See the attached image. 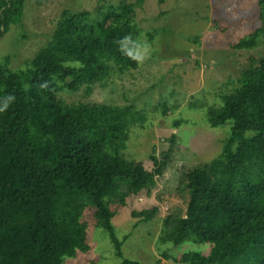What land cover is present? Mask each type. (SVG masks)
<instances>
[{
  "label": "trees",
  "instance_id": "1",
  "mask_svg": "<svg viewBox=\"0 0 264 264\" xmlns=\"http://www.w3.org/2000/svg\"><path fill=\"white\" fill-rule=\"evenodd\" d=\"M146 1L63 10L48 42L21 67L12 68L8 56L0 59V264H64V257L86 253L85 225L77 219L83 204L122 258L128 234L116 237L112 207L123 206L131 193L150 194L177 135L166 138L167 148L150 157L151 171L140 175L124 150L129 127L144 120L141 110L68 104L58 95L82 88L90 94L116 71L138 68L126 55L134 46L126 44L124 52L119 42L130 36L139 44L136 9ZM256 1L259 25L232 45L235 50L253 48L264 37V0ZM25 2L0 0V37L13 26V35L21 34V20L29 17ZM146 35L151 39L153 32ZM237 82L230 91L220 89L206 108L209 128L229 124L219 155L180 176L185 211L162 220L159 245L194 247L178 258L163 253L176 264H264V56L250 57ZM179 125L176 120L172 127ZM157 214L145 210L140 221Z\"/></svg>",
  "mask_w": 264,
  "mask_h": 264
},
{
  "label": "rangeland",
  "instance_id": "2",
  "mask_svg": "<svg viewBox=\"0 0 264 264\" xmlns=\"http://www.w3.org/2000/svg\"><path fill=\"white\" fill-rule=\"evenodd\" d=\"M118 1L26 0L29 17L21 20V36L13 35V26L0 37V59L8 56L12 68L21 67L48 42L63 10H92L98 2ZM258 12L256 0H147L136 9L137 25L142 30L139 45H149L147 58L138 68L126 74L116 71L104 84H96L90 94L82 88L58 95L68 104H130L141 110L144 120L129 127L124 150L140 175L151 171L150 157H159L167 148L166 138L171 133L177 135L171 161L155 178L156 186L150 194L145 190L131 193L123 206L112 207L116 237L123 240L128 234L122 243V258L116 256L105 231L94 226L93 210L83 204L77 219L78 224L85 225L89 250L64 257V264H119L122 259L142 264H176L163 253L178 258L194 248L159 245L157 238L164 217L185 211V199L178 191L180 176L193 166L216 159L229 133V124L209 128L205 121L207 106L215 102L220 89L223 93L238 85L237 79L250 57L264 56L263 36L253 48H232L259 25ZM147 32H153L151 39ZM176 120H180V125L173 128ZM151 208L158 214L151 221H140L139 214Z\"/></svg>",
  "mask_w": 264,
  "mask_h": 264
},
{
  "label": "clouds",
  "instance_id": "3",
  "mask_svg": "<svg viewBox=\"0 0 264 264\" xmlns=\"http://www.w3.org/2000/svg\"><path fill=\"white\" fill-rule=\"evenodd\" d=\"M121 44V50L125 52V45L132 44L134 47L133 49H129L126 51V55L135 60L137 63H142L149 53V45L144 44L143 46L137 44L136 42L132 41L130 36L124 37L122 41L119 42Z\"/></svg>",
  "mask_w": 264,
  "mask_h": 264
}]
</instances>
